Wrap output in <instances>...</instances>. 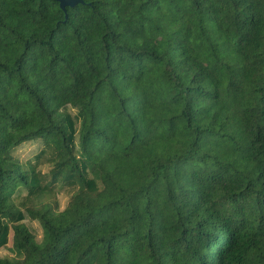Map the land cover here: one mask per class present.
Segmentation results:
<instances>
[{
	"label": "trees",
	"instance_id": "1",
	"mask_svg": "<svg viewBox=\"0 0 264 264\" xmlns=\"http://www.w3.org/2000/svg\"><path fill=\"white\" fill-rule=\"evenodd\" d=\"M11 235L0 264H264V0H0Z\"/></svg>",
	"mask_w": 264,
	"mask_h": 264
},
{
	"label": "rangeland",
	"instance_id": "2",
	"mask_svg": "<svg viewBox=\"0 0 264 264\" xmlns=\"http://www.w3.org/2000/svg\"><path fill=\"white\" fill-rule=\"evenodd\" d=\"M39 147L40 143L38 141H29L25 144L20 145L16 150V154L19 155L22 159L33 158V156L38 152ZM44 169L48 170V168L45 166ZM70 195L71 192L67 188L61 191L58 195L62 209L68 204ZM26 222L30 226L32 231L36 234L37 238L40 239L42 236V228L39 222L31 219H28ZM11 247L12 235L9 244L6 247L0 249V256H12L13 253L11 252Z\"/></svg>",
	"mask_w": 264,
	"mask_h": 264
},
{
	"label": "water",
	"instance_id": "3",
	"mask_svg": "<svg viewBox=\"0 0 264 264\" xmlns=\"http://www.w3.org/2000/svg\"><path fill=\"white\" fill-rule=\"evenodd\" d=\"M60 3L61 8L65 11L68 6H75L76 4L83 2V0H57Z\"/></svg>",
	"mask_w": 264,
	"mask_h": 264
}]
</instances>
